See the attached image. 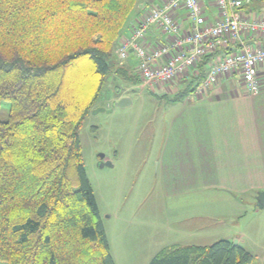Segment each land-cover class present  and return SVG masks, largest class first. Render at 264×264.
<instances>
[{
    "label": "trees",
    "instance_id": "1",
    "mask_svg": "<svg viewBox=\"0 0 264 264\" xmlns=\"http://www.w3.org/2000/svg\"><path fill=\"white\" fill-rule=\"evenodd\" d=\"M143 3L0 0V264H116L80 130L109 76L126 77L116 70L114 47ZM214 57L202 58L198 76L174 101L205 81ZM136 75L126 81L141 82ZM253 260L220 240L163 249L150 264Z\"/></svg>",
    "mask_w": 264,
    "mask_h": 264
},
{
    "label": "rangeland",
    "instance_id": "2",
    "mask_svg": "<svg viewBox=\"0 0 264 264\" xmlns=\"http://www.w3.org/2000/svg\"><path fill=\"white\" fill-rule=\"evenodd\" d=\"M128 30L131 35L132 28ZM125 32L115 44L114 55L116 70L123 69L126 77L118 73L109 76L97 102V108L106 111L89 114L80 141L116 264H150L166 248L209 246L229 238L237 218L220 215L217 209H223L221 203L204 207L198 194L182 198L167 195L159 154L166 127L179 111L174 99L188 88L191 79L156 90L143 88L142 80L126 81L137 77V61L131 57L127 64L128 60L119 59L116 53L121 41L130 37ZM120 93L131 100L125 108L116 106ZM189 99L195 100L189 96L184 101ZM100 155L112 165L100 168ZM249 201L251 210L256 200Z\"/></svg>",
    "mask_w": 264,
    "mask_h": 264
},
{
    "label": "crops",
    "instance_id": "3",
    "mask_svg": "<svg viewBox=\"0 0 264 264\" xmlns=\"http://www.w3.org/2000/svg\"><path fill=\"white\" fill-rule=\"evenodd\" d=\"M148 6L145 0L137 7L127 37L128 29L141 20ZM201 6L207 19L215 22L218 10L214 1L203 0ZM255 9L264 14V3ZM179 17L189 29L184 10L179 11ZM147 38L152 44L165 41L153 28ZM245 41L251 48L264 46L262 36ZM238 49L239 44L234 46L232 41L228 46L220 42L221 53ZM179 105L166 127L159 154L167 195L182 198L198 194L204 207L221 203L223 209H217L220 215L237 218L235 231L224 240L238 241L254 256L252 264H264V209H258L255 201V210H249V200H256L264 191V91L248 94L242 77L231 73L200 99L182 100Z\"/></svg>",
    "mask_w": 264,
    "mask_h": 264
},
{
    "label": "built area",
    "instance_id": "4",
    "mask_svg": "<svg viewBox=\"0 0 264 264\" xmlns=\"http://www.w3.org/2000/svg\"><path fill=\"white\" fill-rule=\"evenodd\" d=\"M213 1L218 10L215 22H210L202 12L203 0H146L149 10L116 50L121 60H128L133 54L143 88H167L197 77L202 58L215 54L205 81L191 97L200 99L231 73L242 77L248 94L264 91V46L251 48L245 41L249 37H264V14L255 9L264 0ZM180 10L186 13L189 29L184 28ZM151 28L165 37L164 43L148 41ZM221 41L225 46L229 41L234 46L239 44V49L218 53Z\"/></svg>",
    "mask_w": 264,
    "mask_h": 264
},
{
    "label": "water",
    "instance_id": "5",
    "mask_svg": "<svg viewBox=\"0 0 264 264\" xmlns=\"http://www.w3.org/2000/svg\"><path fill=\"white\" fill-rule=\"evenodd\" d=\"M130 104H131V100L128 97H122L117 101L116 106L119 108H125ZM105 111L106 110L103 108H96L93 111V113L97 114V113L105 112ZM104 159H105V156L100 155V157H99V161H100L99 167L100 168H104L105 166L112 165L111 162L104 161ZM256 201H257V208L258 209H264V191L258 193ZM234 245L237 246L238 241H234Z\"/></svg>",
    "mask_w": 264,
    "mask_h": 264
}]
</instances>
